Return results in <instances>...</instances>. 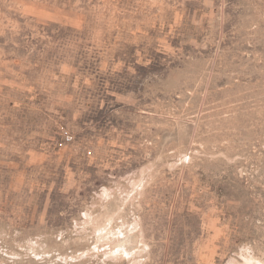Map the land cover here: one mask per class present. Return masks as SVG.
<instances>
[{
    "label": "rangeland",
    "instance_id": "374dc122",
    "mask_svg": "<svg viewBox=\"0 0 264 264\" xmlns=\"http://www.w3.org/2000/svg\"><path fill=\"white\" fill-rule=\"evenodd\" d=\"M0 264H264V0H0Z\"/></svg>",
    "mask_w": 264,
    "mask_h": 264
}]
</instances>
